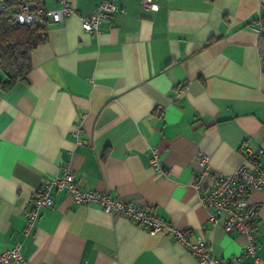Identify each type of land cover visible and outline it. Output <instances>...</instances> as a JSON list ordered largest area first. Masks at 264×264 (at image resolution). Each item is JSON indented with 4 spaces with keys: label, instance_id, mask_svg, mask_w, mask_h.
<instances>
[{
    "label": "crops",
    "instance_id": "0c3cea01",
    "mask_svg": "<svg viewBox=\"0 0 264 264\" xmlns=\"http://www.w3.org/2000/svg\"><path fill=\"white\" fill-rule=\"evenodd\" d=\"M72 1L75 13L47 23L24 78L0 87V252L19 242L28 264H195L172 233L54 187L24 234L23 210L40 181L69 170L84 189L133 200L202 236L217 256L241 254L246 235L226 230V214L200 196L242 164L243 145L264 143V30L253 27L264 28V0H152L154 9L112 0L98 31L80 19L96 0ZM249 199L264 259V188ZM240 264L259 263L244 253Z\"/></svg>",
    "mask_w": 264,
    "mask_h": 264
},
{
    "label": "built area",
    "instance_id": "2783aa9c",
    "mask_svg": "<svg viewBox=\"0 0 264 264\" xmlns=\"http://www.w3.org/2000/svg\"><path fill=\"white\" fill-rule=\"evenodd\" d=\"M57 1L60 2L57 9L23 4L14 11L12 17L15 22L20 24L44 25L49 21L61 22L69 14L75 13L72 0ZM139 2L142 8H156V4L152 0H139ZM114 9L115 5L112 0H96L94 9L85 16H80L82 28L87 31H98L101 22L108 18ZM253 27L259 32L264 30L259 25H253ZM77 142L80 143L81 140L77 138ZM242 150L244 152L242 164L231 173L217 176L213 184L200 196V202L208 210L226 214L223 220V227L226 230L233 228L246 235L247 240L242 248V253L229 259L217 256L202 236H190L185 231L174 227L154 211L133 200H120L110 197L105 192L82 188L76 183L72 172L69 170L63 171L59 175L44 177L40 181L34 197L23 210L25 218L23 233L27 234L32 229L38 211L51 203L50 191L54 187L65 191L74 201L97 204L107 212L126 216L148 232L168 231L172 233L175 239L194 256L195 264H240L244 253L252 254L259 264H264V259H260L256 255V245L252 236L258 203L249 199L252 190L264 188V160L259 162L256 167L247 165L248 162L257 161L259 156L264 155V143L256 147L243 145ZM156 169L159 170L160 174H164L160 167H156ZM20 247L21 244L17 242L10 248L1 251L0 264L10 261L28 264L21 256Z\"/></svg>",
    "mask_w": 264,
    "mask_h": 264
},
{
    "label": "trees",
    "instance_id": "16d2710c",
    "mask_svg": "<svg viewBox=\"0 0 264 264\" xmlns=\"http://www.w3.org/2000/svg\"><path fill=\"white\" fill-rule=\"evenodd\" d=\"M23 4L38 7L43 0H0V87L4 90L24 78L30 69L32 49L46 38L47 24L15 22L12 14ZM260 19L264 22V14ZM259 44L264 45V33Z\"/></svg>",
    "mask_w": 264,
    "mask_h": 264
}]
</instances>
